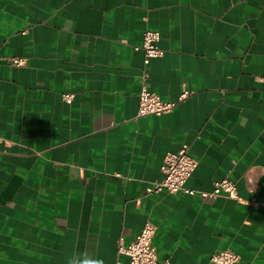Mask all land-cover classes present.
I'll return each instance as SVG.
<instances>
[{
	"label": "crops",
	"instance_id": "1",
	"mask_svg": "<svg viewBox=\"0 0 264 264\" xmlns=\"http://www.w3.org/2000/svg\"><path fill=\"white\" fill-rule=\"evenodd\" d=\"M146 29L163 49L147 64ZM145 72L188 95L138 115ZM183 143L186 186L227 177L240 200L147 193ZM147 221L166 264H264V0H0V264H126Z\"/></svg>",
	"mask_w": 264,
	"mask_h": 264
},
{
	"label": "built area",
	"instance_id": "2",
	"mask_svg": "<svg viewBox=\"0 0 264 264\" xmlns=\"http://www.w3.org/2000/svg\"><path fill=\"white\" fill-rule=\"evenodd\" d=\"M159 32L157 30L146 29L142 33L140 45L134 46V49H141L143 52V62L147 64L151 58L160 57L163 49L159 46ZM11 62L15 65H21L24 61L21 58L13 57ZM147 72L143 75V80L138 91V115H161L171 112L174 107L182 101L187 95V91H182L176 99H162L154 90H152L145 79ZM62 99L70 103L73 98L72 93H62ZM197 166V160L190 154V148L187 143H183L175 151H166L163 155L160 172L161 177L155 180L147 193H159L162 191L168 193H185L193 195L198 193L201 197H216L225 195L226 197L240 200L237 195L236 187L233 181L223 177L213 183L211 190H196L186 186V181ZM154 225L147 221L143 224L134 239L126 246L119 245L118 251L128 257L126 264H166V261H160L157 258L155 246L152 243L154 234ZM240 255L231 249H220L209 255V261L216 264H235L239 261Z\"/></svg>",
	"mask_w": 264,
	"mask_h": 264
},
{
	"label": "clouds",
	"instance_id": "3",
	"mask_svg": "<svg viewBox=\"0 0 264 264\" xmlns=\"http://www.w3.org/2000/svg\"><path fill=\"white\" fill-rule=\"evenodd\" d=\"M66 264H105L103 258L92 256L87 250L73 253L67 258Z\"/></svg>",
	"mask_w": 264,
	"mask_h": 264
}]
</instances>
